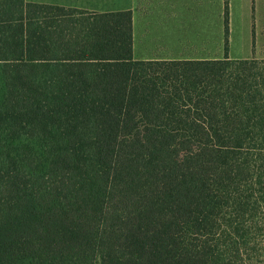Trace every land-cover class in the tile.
<instances>
[{"label": "trees", "instance_id": "obj_1", "mask_svg": "<svg viewBox=\"0 0 264 264\" xmlns=\"http://www.w3.org/2000/svg\"><path fill=\"white\" fill-rule=\"evenodd\" d=\"M0 264H264V60L0 0Z\"/></svg>", "mask_w": 264, "mask_h": 264}, {"label": "crops", "instance_id": "obj_2", "mask_svg": "<svg viewBox=\"0 0 264 264\" xmlns=\"http://www.w3.org/2000/svg\"><path fill=\"white\" fill-rule=\"evenodd\" d=\"M30 3H37L26 0ZM64 3L54 1L51 4L66 8L78 9L96 13H112V12H131L133 16V33L134 43L137 37L141 39L140 45L148 47L158 46L154 52L156 55L148 56L147 47L144 48V55L139 54L138 60H191V59H211L196 58L189 54L168 55L167 50L161 46L173 45L174 39L179 38V44L183 41L190 42V30L192 24L198 21H207L200 17L199 14H210V21L214 23L215 31L217 19L215 15H220L219 27L221 29L222 19V0L212 5L209 2L201 3L202 0H65ZM218 20V22H219ZM207 27V25H205ZM212 26V25H210ZM188 44V43H187ZM134 55H136V47H134ZM136 59V58H135ZM220 59V58H219Z\"/></svg>", "mask_w": 264, "mask_h": 264}, {"label": "rangeland", "instance_id": "obj_3", "mask_svg": "<svg viewBox=\"0 0 264 264\" xmlns=\"http://www.w3.org/2000/svg\"><path fill=\"white\" fill-rule=\"evenodd\" d=\"M37 3L51 4L54 1L64 3L65 0H29ZM211 2L212 5L218 3L219 0H202L201 3ZM225 0H222V19L221 29L218 26L220 23L218 13L215 15L217 19V27L210 21V14H199V18H205L207 21H198L197 25L192 24L190 30V42L183 41L179 44V38L174 39L173 45L161 46V48L169 52L168 55L179 56L182 54H189L196 58H211L221 59L227 52L231 59H258L264 60V0H229V18L228 30L226 32V11ZM81 18L83 16H75ZM219 20V22H218ZM207 25V27L205 26ZM212 25V26H210ZM228 39H227V38ZM141 39L137 37L134 43L136 47V55L138 59L144 55V48L147 46L140 45ZM188 43V44H187ZM158 46L147 47L148 56L156 55L152 51H156Z\"/></svg>", "mask_w": 264, "mask_h": 264}]
</instances>
